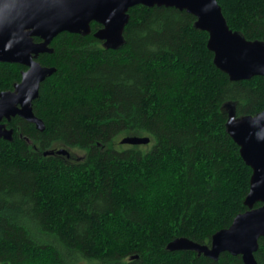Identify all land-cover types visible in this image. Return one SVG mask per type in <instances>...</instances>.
<instances>
[{
    "label": "trees",
    "instance_id": "obj_1",
    "mask_svg": "<svg viewBox=\"0 0 264 264\" xmlns=\"http://www.w3.org/2000/svg\"><path fill=\"white\" fill-rule=\"evenodd\" d=\"M217 3L232 32L264 43V0ZM128 15L117 49L91 23L89 35L61 33L38 56L55 69L32 105L42 132L3 121L13 133L0 140V264H243L168 246L209 245L247 210L251 169L226 132V108L262 112L264 77L230 81L185 11L139 5ZM25 70L0 63V93ZM128 136L149 143L120 144ZM254 258L264 264V238Z\"/></svg>",
    "mask_w": 264,
    "mask_h": 264
},
{
    "label": "water",
    "instance_id": "obj_2",
    "mask_svg": "<svg viewBox=\"0 0 264 264\" xmlns=\"http://www.w3.org/2000/svg\"><path fill=\"white\" fill-rule=\"evenodd\" d=\"M165 7L185 11L195 18V28L208 34V49L214 65L233 82L264 77V43L249 42L232 32L217 0H0V63L26 68L13 90L0 93V140H11L13 131L6 124L18 117L42 132L44 125L33 113V102L40 85L54 68L41 66L39 55L50 54L49 47L61 33H91V23L101 26L94 37L106 47L117 49L124 43L123 31L129 21L128 11L135 6ZM39 39L35 42L34 39ZM226 132L239 147V153L251 169L247 210L234 218L227 229L215 233L209 245L188 239H176L170 251H191L217 261L223 253L240 256L243 264H256L258 241L264 238V110L255 116L236 118L227 106ZM145 137L128 136L125 145H146ZM53 153L46 152L44 155ZM57 155L69 156L65 150ZM256 204H261L254 207Z\"/></svg>",
    "mask_w": 264,
    "mask_h": 264
},
{
    "label": "rangeland",
    "instance_id": "obj_3",
    "mask_svg": "<svg viewBox=\"0 0 264 264\" xmlns=\"http://www.w3.org/2000/svg\"><path fill=\"white\" fill-rule=\"evenodd\" d=\"M74 156H75V157H80V156H82V153H81V152H75V153H74Z\"/></svg>",
    "mask_w": 264,
    "mask_h": 264
}]
</instances>
